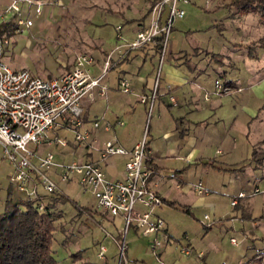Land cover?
I'll return each mask as SVG.
<instances>
[{
  "label": "rangeland",
  "instance_id": "1",
  "mask_svg": "<svg viewBox=\"0 0 264 264\" xmlns=\"http://www.w3.org/2000/svg\"><path fill=\"white\" fill-rule=\"evenodd\" d=\"M36 1L43 3L40 15L35 13L34 7L29 10L27 3L22 5L21 16L33 20L28 28L20 26L23 30H17L13 13L0 18V24L12 20L9 30L3 34L9 39L3 58L14 69L28 68L35 75L48 78L68 70L80 53H89L95 58L91 72L97 75L103 67V52L133 40L135 30L141 28V24L150 23L151 10L159 0ZM9 2L0 0V11ZM182 8L185 15L174 23L164 63L172 61L184 67L191 78L183 88L188 99L196 95L202 105L205 95L207 99L222 98L224 105L213 111L214 118L209 119L208 127L204 124L200 130L197 128V136H206L196 144L198 150L192 158L202 163H188L185 159L191 150L188 146L180 151L182 159L170 157L166 168L169 171L185 169V178L192 185L206 178L210 192L197 196L191 191L184 195L182 189L175 187L177 179L167 178L168 200L176 203L175 206L164 204L160 210L168 231L147 235L131 227L124 262L264 264L263 193L249 195L237 206L231 204L232 197L241 190L251 193L255 185L264 190V20L258 14H242L234 7H224L221 0H190L182 4ZM166 15L167 11L163 13L164 18ZM117 26L121 27L120 31ZM136 53V62L146 59V70L152 64L158 67L160 54H145L140 50ZM117 55L114 51L113 57ZM163 79L164 72H160V92ZM194 79L202 88L190 83ZM217 83L228 90L218 89ZM135 106L137 114L130 117L133 123L130 118L125 120L139 133L148 116L142 106ZM195 111H189V120L204 116ZM154 117L149 120L153 122ZM58 133L67 138L70 145H53L48 149L61 161L79 158L80 153L72 154L77 145L74 134L65 129ZM207 137L210 139L206 140ZM31 146L41 151L47 148L45 144ZM214 160L237 170H219L206 164ZM11 169L0 144V212L4 211L9 191L15 200L23 197L10 180ZM55 179L67 198L59 201L55 209L61 214L55 222L57 229L52 245L57 264H118L120 250L116 241L121 240L122 229L115 225L114 217L110 213L103 214L94 195L79 184L78 175L69 183ZM40 190L44 192L42 187ZM206 215L209 218L206 219ZM212 220L215 223L209 226ZM240 234L244 238L239 245H234L231 237L239 238ZM155 239L165 244L159 258L153 251ZM101 245L107 248L103 257L98 254ZM183 247L191 249L192 253L184 255ZM197 253H202L201 257L198 258Z\"/></svg>",
  "mask_w": 264,
  "mask_h": 264
},
{
  "label": "built area",
  "instance_id": "2",
  "mask_svg": "<svg viewBox=\"0 0 264 264\" xmlns=\"http://www.w3.org/2000/svg\"><path fill=\"white\" fill-rule=\"evenodd\" d=\"M189 2L190 0L157 1L151 10L150 23L139 28L133 40L117 46L106 56L98 76L91 72L95 58L89 53L78 54L70 69L52 78L35 75L28 68L14 69L3 58L4 47L9 44V39L4 35L0 36V144L3 147L4 158L12 165L9 174L12 184L22 194L23 197L20 199L34 201L42 210L48 201V195L64 194L55 178L69 183L78 175V182L84 191L89 190L96 198L103 214L110 213L114 217L115 225L122 229L121 240L116 241L120 250L118 264H127L124 262V256L128 249L127 233L131 227L147 235H157L166 230L165 221L158 213L165 201L150 184L153 169L148 164L151 150L148 145L147 129L141 140L131 149L124 148L111 139L97 147L90 141L91 131L85 128L82 101L84 98L92 99L97 87H100L101 95L106 94L107 87L102 84V80L113 66L114 51H117L119 59H122L130 51L161 37L162 48L159 52L160 60L153 91L150 96L140 97L142 103L148 104L150 117L158 97L159 74L170 33L175 21L185 15L182 4ZM24 3L28 4L29 10L34 7L37 15L42 13L43 3L40 1L10 0L3 11H0V18L13 13L18 25L17 30H23L20 26L30 27L33 20L21 16ZM166 11L167 15L164 18L163 13ZM116 29L120 31L121 27L117 26ZM216 86L218 89L228 90L220 83ZM120 88L123 92H132L130 82L126 78L120 80ZM170 98L175 101L173 96ZM117 124L122 125L123 121L118 120ZM92 126L94 129L103 127L110 130L113 124L101 115L92 121ZM60 129L71 131L78 145L97 150L99 159H85L79 156L73 157L70 161L59 160L48 147L53 145L67 147L70 144L67 138L59 136ZM32 144L34 146L45 144L47 148L41 151L32 148ZM117 155L127 157L122 179L108 177L103 168L104 162ZM170 176L175 177L176 174L171 173ZM194 188L200 195H207L210 192L202 182L194 185ZM256 193H263L264 198V190L255 188L251 193L240 191L232 197L231 204L236 205L239 199ZM205 218L209 216L206 215ZM214 223L212 220L208 225ZM243 238L244 236L242 238L233 236L231 242L239 245ZM164 247L163 242L154 240L153 251L158 258ZM106 251L107 248L101 245L99 256H105ZM181 252L190 255L192 250L183 247Z\"/></svg>",
  "mask_w": 264,
  "mask_h": 264
},
{
  "label": "crops",
  "instance_id": "3",
  "mask_svg": "<svg viewBox=\"0 0 264 264\" xmlns=\"http://www.w3.org/2000/svg\"><path fill=\"white\" fill-rule=\"evenodd\" d=\"M138 29H136L135 32H137ZM148 49L149 53L152 52L149 45L145 49L137 50L143 51V53H145ZM113 50L110 52H103L104 61L106 56ZM137 50H132L130 56L136 55ZM146 62V59H143L142 62H136L135 59L123 61L119 59L117 55V57L114 58L113 66L107 71L105 77L102 80V84L107 87L106 94L101 95L100 87H97L92 99H83L82 106L84 109L83 118L85 119V128L89 129L92 133V138L90 141L97 147H101L104 141L111 139L118 145H121L127 149H131L137 142L141 140L145 130L147 129L148 145L151 150V159L148 164L153 169V174L150 180L151 186L163 196L164 200H168L167 196L170 192V189L169 186L165 188L167 185L166 180L167 178H175L177 179L175 187L182 189V194L186 195L191 191H194L197 196H201L196 192L194 185L186 180L185 169L169 171L166 168V163L170 157L182 159L183 156L180 154V151L188 146L191 147V150L185 156V159L188 161V163H195L196 165L202 163L201 160L192 158L198 150L196 144H198L200 140L202 142L206 136L205 134L202 136V138L197 136V128L200 130L201 125L204 124L208 127V124L210 123L209 119L214 118L215 112L213 111H215L216 108L224 105L223 100L222 98L207 99L204 95V102L202 105H200L196 95L192 94L190 95L191 98L188 99V94L184 92L183 88L187 83H189L191 78L189 75H187L184 67L177 62H163L161 68V74L164 72L162 87L163 90L160 92V81L158 86V97H160L158 101V97L156 98L151 115L149 117L148 104L142 103L140 101V97L143 95H151L155 85V80L157 79V66L152 64V67H150L151 69L149 68L146 70ZM101 71L95 76H98ZM123 78L129 80L132 89L131 93H126L121 90L120 80ZM190 83H193L192 85H195L196 88H202V85L200 86L199 82L195 79L191 80ZM159 93H161V95ZM171 96L174 97L175 101L171 100ZM137 103L139 106H142L144 113L146 112L148 116L144 128H139V133H137L136 127L133 125H128L125 120L133 117L134 114H137V107L135 106V104L138 105ZM187 104L190 105L188 106ZM190 109H194L197 112L200 111L204 116L197 115V120H189L187 117L189 115V111H191ZM154 111H156L155 117L153 116ZM196 111L195 113H197ZM250 113L254 114V110L250 109ZM101 115H104L105 118L113 124V127L110 130H105L103 127L97 129L93 128L92 121ZM153 117L154 121L151 122ZM200 117L204 118L201 119ZM118 120H122L123 124H117ZM186 122H188V125ZM131 123H133L132 119ZM205 130L206 128L203 129V131ZM208 139H210V137L206 138V140ZM78 149H80L79 152ZM72 152H75V154L80 153L81 158L94 160L99 159V153L97 150L93 148H87L84 145H75ZM126 161L127 157L123 155L110 157L106 162L103 163V168L107 176H111L116 179H122L124 177V167ZM206 164L211 165L212 167L219 170H226L227 168L232 167L228 166V164L225 162L218 163L215 162V160L206 162ZM171 173H175L176 176L171 177ZM232 175H234V173ZM256 179L258 178L255 177V180ZM199 182H202L205 186H208V181L206 178L200 179ZM254 187L259 188L256 185ZM252 190L253 189L250 191ZM50 197L51 195H48V198ZM204 197H201V199L203 200ZM241 199H239L238 203L234 206L239 205ZM161 209L162 207L158 210L159 215ZM166 231H168L167 223ZM240 237H242L241 234ZM198 254L202 255V253H197V257H201Z\"/></svg>",
  "mask_w": 264,
  "mask_h": 264
},
{
  "label": "trees",
  "instance_id": "4",
  "mask_svg": "<svg viewBox=\"0 0 264 264\" xmlns=\"http://www.w3.org/2000/svg\"><path fill=\"white\" fill-rule=\"evenodd\" d=\"M221 1L224 7H234L242 14H258L264 20V0ZM11 23L12 20L0 24V36L9 30ZM161 40V37H157L154 42L138 49H145L149 45L153 53L159 54L162 48ZM131 52L121 60L135 59V56H130ZM145 53L149 54V49ZM48 78L52 76L49 75ZM226 170L237 169L230 167ZM65 199H67L65 194L51 195L44 209L41 210L34 201L20 198L15 200L12 191H9L4 211L0 212V264H57L52 245L54 232L57 229L55 222L61 214L55 209L57 203ZM164 201L165 204L176 205L174 201Z\"/></svg>",
  "mask_w": 264,
  "mask_h": 264
}]
</instances>
